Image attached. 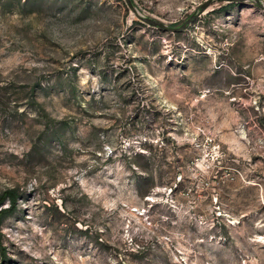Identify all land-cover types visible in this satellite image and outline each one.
<instances>
[{"label":"rangeland","instance_id":"obj_1","mask_svg":"<svg viewBox=\"0 0 264 264\" xmlns=\"http://www.w3.org/2000/svg\"><path fill=\"white\" fill-rule=\"evenodd\" d=\"M131 1L0 0V264H264V0Z\"/></svg>","mask_w":264,"mask_h":264},{"label":"water","instance_id":"obj_2","mask_svg":"<svg viewBox=\"0 0 264 264\" xmlns=\"http://www.w3.org/2000/svg\"><path fill=\"white\" fill-rule=\"evenodd\" d=\"M213 0H206L204 1L201 5H200V10H204L206 7H208L210 5V3L212 2ZM221 1H228V2H233V1H243V0H221ZM255 2H259L258 0H254ZM127 4L129 5V7L134 11L136 12L138 15L139 13L137 12L136 8L134 7L133 3L131 0H126ZM139 17L142 18L143 21H145L146 23L150 24V25H153L155 27H159V28H162L164 30H168V31H180L182 29L185 28V26L189 23V21L191 20L190 18L185 20L181 25L179 26H168L166 24H164L163 22L161 21H158L156 19H153V18H150V17H144V16H141L139 15Z\"/></svg>","mask_w":264,"mask_h":264},{"label":"trees","instance_id":"obj_3","mask_svg":"<svg viewBox=\"0 0 264 264\" xmlns=\"http://www.w3.org/2000/svg\"><path fill=\"white\" fill-rule=\"evenodd\" d=\"M177 25H180V24H172L171 26H177ZM6 198L9 199L10 206L0 208V219L6 216V214L9 213L15 206L16 193L13 188L7 189L3 192V194L0 196V204Z\"/></svg>","mask_w":264,"mask_h":264}]
</instances>
